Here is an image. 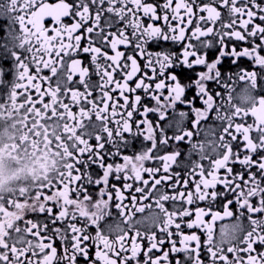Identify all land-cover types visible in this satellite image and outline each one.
Returning a JSON list of instances; mask_svg holds the SVG:
<instances>
[{
  "label": "snow or ice",
  "instance_id": "obj_1",
  "mask_svg": "<svg viewBox=\"0 0 264 264\" xmlns=\"http://www.w3.org/2000/svg\"><path fill=\"white\" fill-rule=\"evenodd\" d=\"M185 40L179 57L146 49ZM262 53L264 0H0V112L11 105L20 146L31 138L52 159L15 199L0 196V264H264ZM225 58L253 70L226 73ZM113 202L127 228L103 224Z\"/></svg>",
  "mask_w": 264,
  "mask_h": 264
},
{
  "label": "flooded vegetation",
  "instance_id": "obj_2",
  "mask_svg": "<svg viewBox=\"0 0 264 264\" xmlns=\"http://www.w3.org/2000/svg\"><path fill=\"white\" fill-rule=\"evenodd\" d=\"M149 2L163 3L164 0H149ZM142 20L145 24L149 22L157 23L156 21H149L147 17H142ZM64 22L66 24H70L72 23V20L71 18H65ZM47 23L51 25L50 20H48ZM158 23L162 26L164 22L163 20H160ZM217 27H219V25H217ZM128 33L129 35L131 34L130 28L128 29ZM210 39L212 38L210 37ZM185 43H187L186 40L183 42L149 41L148 44L146 45V49L148 52H157V51L167 50V51L175 53L179 57L180 53L183 50V45ZM232 43L236 44L237 50H240L243 47L250 46L249 44L244 43V42L233 41L229 43V47H231ZM134 47H135V41H133V43L127 48H125L124 46H120V50L127 51L128 54H132V49ZM203 51L204 49H201V52ZM216 54L217 53L215 49L208 50V55H209L210 60L213 59ZM80 58L84 59L85 63H88L89 58L87 56L82 55ZM138 60L141 65V68L143 69V65L147 62L146 59H142L138 57ZM240 69L253 70L252 62L248 60L247 58H240L237 64L232 65L231 59L225 58L223 65H222V70H224L226 73L228 71H231L234 74L239 73ZM202 70H203L202 68L198 67L194 70V72H198ZM256 70L260 71L259 69H256ZM144 71H148L149 75H151L150 70L145 69ZM177 71L181 75L182 79L184 75L187 73V70H184L183 72H180V70H177ZM33 72H34V69H33ZM194 72L189 73V74H192L194 76ZM47 74L49 73L45 71L41 75H47ZM139 75H141V73H138V76ZM5 79L10 81L11 74L7 75ZM92 79L93 81H96L97 78L93 76ZM184 82L187 83L188 81L184 80ZM132 86H134V81H133ZM153 86H154V82H153ZM42 87L46 88L47 84L46 83L43 84ZM210 87L216 88L217 86L215 84H211ZM233 87L235 89L233 95L234 97H237V94L241 92V90L245 87V84L244 82H241L237 79ZM261 87L264 88V84H262ZM217 90L219 91L222 89L217 88ZM194 91H195L194 89L189 91L188 93L189 97L193 95ZM4 94H6V90H0V95H4ZM138 94L143 96V90H138ZM32 95L36 97L37 99H39V97L36 96V93L34 90L32 91ZM65 102H68V101H65ZM234 102L237 104L241 103V101L238 98H234ZM145 103L151 106L154 102L145 99ZM197 106H200L199 101H197ZM241 106H245V105H241ZM0 108H2V106H0ZM10 108H11V105L9 106L8 111L0 112V196L8 197L9 194H12L11 197L9 198L15 199V196L16 194H18V191L20 189L31 187L33 185V181L36 180L41 175H43V172L51 166L52 159L51 157L47 156L46 152L44 151L43 145H41L40 151L37 152L32 144L31 138H29V145L27 146L26 151L24 148L20 146L18 141H22V138L26 136V132L23 130V127H22L23 121L21 119V115L19 113L13 114L10 111ZM178 110H183V106H180ZM73 111H78V109L74 107ZM136 118L139 119L140 117L137 115ZM149 119L155 120L156 117L153 114H149ZM247 120L249 123H251L252 118L249 116ZM209 123H211V121H209ZM129 139L131 138L129 137ZM143 143L145 142L142 140V138L137 139L135 144L133 145L134 150L139 151ZM133 148H130L126 154H132ZM185 151H187V146H185ZM146 166L157 167L159 165H157L155 162H148ZM174 170L181 171V169H174ZM93 171L95 172L99 170L93 169ZM145 178H147L146 174H145ZM113 182H115L114 179H113ZM120 183L122 184L123 181L121 180ZM191 187L192 185L190 184L189 188ZM89 192L93 195L94 198H96L99 192V188L96 186L90 187ZM125 203L130 205V200H126ZM145 203H151V201H145ZM221 203L222 202L218 201L217 206H219ZM197 206L206 208L207 204L201 202L199 204L192 205L191 207L194 210L195 207ZM215 207L216 206H214V210H215ZM111 211H112V216L108 218L106 221H104L103 224L104 225L112 224L113 226H115L119 222L122 227L127 228V225L123 224L122 218L119 216V213L115 209V202L112 203ZM148 214H149L148 209H146L143 214L136 213L134 217V221L139 220L141 219L142 216H147ZM233 222L234 221L232 218H226L223 221H217L216 223L217 234L219 233V229L221 225L231 224ZM137 227H139L141 231L145 230L143 226L138 225ZM185 231L187 232L189 230L185 228ZM92 232L94 234V229H92ZM142 244L144 245L145 248L148 247L147 240H143ZM57 246L59 247V241H57ZM163 247L165 250H167L170 247V245L166 243L165 245H163ZM261 250H264V249H261ZM156 254L161 255V253L159 252H157Z\"/></svg>",
  "mask_w": 264,
  "mask_h": 264
}]
</instances>
